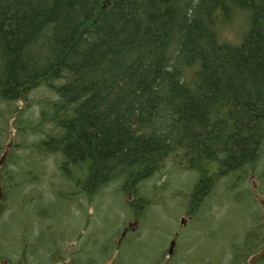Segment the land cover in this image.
<instances>
[{"label": "trees", "instance_id": "16d2710c", "mask_svg": "<svg viewBox=\"0 0 264 264\" xmlns=\"http://www.w3.org/2000/svg\"><path fill=\"white\" fill-rule=\"evenodd\" d=\"M226 26L234 41L222 38ZM41 87L56 98L41 102L37 127L16 119L31 132L49 125L31 152L87 171L78 183L89 197L121 179L139 217L151 202L141 183L171 158L199 171L195 215L217 179L246 177L264 152V0H0V101L26 104ZM250 247L230 246L231 263L246 262ZM43 254L48 264L65 258L57 244ZM175 254L166 264H180Z\"/></svg>", "mask_w": 264, "mask_h": 264}, {"label": "rangeland", "instance_id": "374dc122", "mask_svg": "<svg viewBox=\"0 0 264 264\" xmlns=\"http://www.w3.org/2000/svg\"><path fill=\"white\" fill-rule=\"evenodd\" d=\"M221 34L225 40L237 37L227 26ZM53 98L54 93L41 87L30 92L26 104L17 101L9 106L0 101V159L7 150L9 159L3 164V178L5 189H10L1 202L0 258L6 255L12 260L0 259V264H15L19 258L25 262L29 259L30 264L39 258L48 264L43 253L56 244L65 258L55 264H71L73 258L75 264H84V259L86 262L90 258L88 264H166L175 253L180 264H232L230 246L241 239L239 229L245 231L253 222L249 218L253 200L245 190H252L254 182L264 189V182L251 173L256 170L264 179V152L254 169L246 168V177L238 171L217 179L195 215L191 213V197L199 171L185 170L169 158L161 171L141 183L139 195L151 202L145 215L139 217L131 206L133 196L124 192L121 179L89 197L78 183L86 179L87 171L79 165L61 170V154L31 152L29 147L46 138L49 125L31 132L16 119L37 127L41 102ZM18 107L23 108L20 116L13 112ZM10 176L12 184V178L7 179ZM236 176L241 188L232 189L238 181ZM259 197L264 198V193ZM258 209L264 213L262 206ZM129 225L132 228L127 232L135 237L123 242L127 233L122 237V232ZM258 225L262 226L261 222ZM172 241L175 244L170 254ZM67 242L70 244L66 246ZM119 245L121 249L117 250ZM119 251L121 259L117 262ZM257 264H264V259Z\"/></svg>", "mask_w": 264, "mask_h": 264}, {"label": "flooded vegetation", "instance_id": "af4514ba", "mask_svg": "<svg viewBox=\"0 0 264 264\" xmlns=\"http://www.w3.org/2000/svg\"><path fill=\"white\" fill-rule=\"evenodd\" d=\"M2 197L0 200V208H1V202L2 199L4 197V194L6 192H4V189H2ZM254 192V196L257 198L258 201H260V199H262L261 197H259V193H257V190L255 191L253 189ZM264 217V213L263 211L260 209L256 210L253 214L250 215V217L253 219V222L250 221L248 223V227L245 229V231H242L241 229H239V235L241 237V239L239 238V242H237V247L241 250L242 248L247 247L248 245H251L250 248H254V252L251 253L250 255H247L248 258H246V262H243L242 264H249V261L255 257L257 254H259V252H261L264 248V226H260L258 225L259 223V218L260 217ZM264 221V219H263ZM241 233V234H240ZM261 241V246L260 247H256L255 244H257L258 241ZM253 245V246H252ZM255 255V256H254ZM264 259V254L256 259L252 264H257L260 260Z\"/></svg>", "mask_w": 264, "mask_h": 264}, {"label": "water", "instance_id": "95a60500", "mask_svg": "<svg viewBox=\"0 0 264 264\" xmlns=\"http://www.w3.org/2000/svg\"><path fill=\"white\" fill-rule=\"evenodd\" d=\"M6 155H7V152H5V153L2 155V157H1V159H0V166L3 164V162H4L5 158H6ZM1 197H2V186H1V183H0V200H1ZM171 244H172V245H171V248H170V254L172 253V248H173V246H174V244H175V241H172ZM262 254H264V250L260 253V255H258L257 258H259ZM255 259H256V258H253V259L251 260L250 263L254 262Z\"/></svg>", "mask_w": 264, "mask_h": 264}, {"label": "bare ground", "instance_id": "6f19581e", "mask_svg": "<svg viewBox=\"0 0 264 264\" xmlns=\"http://www.w3.org/2000/svg\"><path fill=\"white\" fill-rule=\"evenodd\" d=\"M3 191V190H2Z\"/></svg>", "mask_w": 264, "mask_h": 264}]
</instances>
